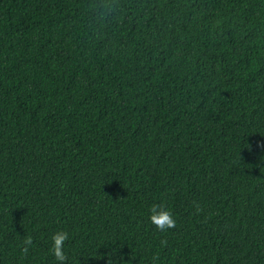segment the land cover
<instances>
[{"label":"trees","instance_id":"1","mask_svg":"<svg viewBox=\"0 0 264 264\" xmlns=\"http://www.w3.org/2000/svg\"><path fill=\"white\" fill-rule=\"evenodd\" d=\"M61 230L68 264H264V0H0V264Z\"/></svg>","mask_w":264,"mask_h":264},{"label":"clouds","instance_id":"2","mask_svg":"<svg viewBox=\"0 0 264 264\" xmlns=\"http://www.w3.org/2000/svg\"><path fill=\"white\" fill-rule=\"evenodd\" d=\"M150 222L161 233H166L170 229H175L177 226V219L167 205V203H154L150 206ZM53 244L51 252L59 264H68V255L65 253V243L70 239L69 232L59 231L51 237ZM24 251L27 252L29 246L33 244V239L28 236L23 241ZM108 264H112L109 259Z\"/></svg>","mask_w":264,"mask_h":264}]
</instances>
